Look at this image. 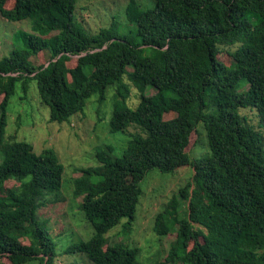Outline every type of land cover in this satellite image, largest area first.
I'll list each match as a JSON object with an SVG mask.
<instances>
[{"label":"trees","instance_id":"obj_1","mask_svg":"<svg viewBox=\"0 0 264 264\" xmlns=\"http://www.w3.org/2000/svg\"><path fill=\"white\" fill-rule=\"evenodd\" d=\"M153 1L142 10L129 0L124 9L134 44L108 30L89 35L75 22L76 0H0L2 18L29 20L47 37L22 32L20 46L0 59V259L54 264L58 254L38 212L61 200L64 166L53 149L35 152L6 133L11 98L34 81L58 124L111 88L109 132L127 137L120 155L105 146L94 167L70 180L93 234L63 254L141 264L137 247L109 245L106 232L134 221L148 172L187 167L191 179L153 224L159 238L175 237L151 264H264V0ZM40 52L49 59L37 66L31 59ZM132 89L138 102L129 108ZM199 125L206 152L194 159L186 149Z\"/></svg>","mask_w":264,"mask_h":264},{"label":"rangeland","instance_id":"obj_2","mask_svg":"<svg viewBox=\"0 0 264 264\" xmlns=\"http://www.w3.org/2000/svg\"><path fill=\"white\" fill-rule=\"evenodd\" d=\"M136 1L142 10L154 6L153 0ZM128 2L129 0H76L73 13L75 22L89 35H95L100 30H108L115 38L123 36L134 44L138 43L134 27L130 26L125 18L124 9ZM22 32L35 38H47L33 32L29 20L11 22L0 16V59L7 56L13 46H20ZM48 59V53L40 52L31 61L38 66L39 63H46ZM1 99L2 95L0 101ZM137 102L135 91L132 89L127 105L132 108V103L136 106ZM112 107L113 91L109 88L102 101H98L95 96L90 97L83 114L58 124L49 121V110L40 103L34 81L28 83L27 94L18 88L10 100L6 114L7 137L32 144L35 152L53 149L64 166L61 200L41 208L38 212L39 223L42 225L44 220H48L47 227L54 239L58 253L54 264H92L85 254H63L64 247L71 243L87 241L93 234V228L84 220L77 208L80 199L74 200L71 196L70 180L77 175L78 169L94 167L97 164L96 151L105 146H112L114 155H120L124 150L127 142L125 134L109 132L108 121ZM197 129L200 136L197 137L192 133L186 149L194 159L200 158L206 152L202 125ZM196 139L200 143L196 144ZM191 177L192 170L187 167L173 174H162L156 170L148 172L139 185L141 195L134 221L128 225V220L122 219L120 224L126 225V228L123 226L120 228L119 224L108 230L107 244L114 245L121 242L137 247L138 261L141 264H151L160 260L166 255L169 243L175 235L159 238L153 231L155 216L164 209L177 189L184 186ZM185 208L186 205L183 204V209ZM0 264H9V262L2 258ZM27 264H38V262L31 261Z\"/></svg>","mask_w":264,"mask_h":264}]
</instances>
